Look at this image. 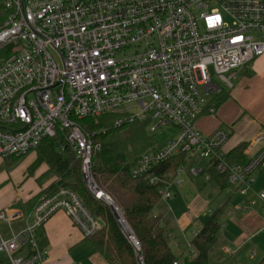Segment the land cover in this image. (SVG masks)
I'll list each match as a JSON object with an SVG mask.
<instances>
[{"label":"built area","instance_id":"obj_1","mask_svg":"<svg viewBox=\"0 0 264 264\" xmlns=\"http://www.w3.org/2000/svg\"><path fill=\"white\" fill-rule=\"evenodd\" d=\"M0 15V159L65 133L86 187L112 208L137 264H146L142 243L97 179L93 156L102 143L80 119L117 114V125L146 123L147 133L174 126L177 135L163 145L153 141L130 169L156 185L160 199L174 197L186 179L209 181L212 169L227 175L230 196L252 189L264 154L231 163L224 150L230 129L205 133L198 121L216 113L225 94L214 77L231 90L243 68L264 55V0H3ZM182 154L185 161L167 178L160 169ZM59 211L85 237L100 226L69 187L39 196L30 213L7 208L0 211L4 264H45L49 249L38 232Z\"/></svg>","mask_w":264,"mask_h":264},{"label":"trees","instance_id":"obj_2","mask_svg":"<svg viewBox=\"0 0 264 264\" xmlns=\"http://www.w3.org/2000/svg\"><path fill=\"white\" fill-rule=\"evenodd\" d=\"M226 98L227 93L223 94L219 101ZM116 117L117 114L106 113L98 118L80 119L78 123L85 131L94 134L95 141L102 143V148L93 156V170L141 241L146 264H209L210 253L218 242L223 219L233 196L228 197L221 207L213 212L207 223L193 237L192 244L197 255L193 259H182L180 255H176L169 243V234L174 230L171 214L154 215L157 203L161 200L158 187L151 185L144 178H134L130 173L138 156L154 144L146 131V123L125 122L117 125ZM93 123H97L98 127H93ZM244 148L245 144H242L228 151L227 159L231 163L245 164L247 159L243 154ZM36 150L42 162L53 168L57 180L33 197L31 206L33 207L38 197L43 194L55 193L61 187L72 188L79 194L89 212L100 222L96 233L85 237L86 240H92L96 250L101 252L110 264H136L133 249L122 233L112 208L104 201L96 199L86 187L81 160L67 144L65 133L57 132L55 136L45 138ZM15 158L11 156L6 159ZM184 161V154L174 157L165 163L160 171L166 172V177L171 178ZM191 180L197 190L202 193L204 191L211 200L212 192L208 190L222 194L227 187V175H222L215 169L211 170V179L207 182L196 178ZM40 230V244L47 246ZM4 263L5 258L0 255V264Z\"/></svg>","mask_w":264,"mask_h":264},{"label":"crops","instance_id":"obj_3","mask_svg":"<svg viewBox=\"0 0 264 264\" xmlns=\"http://www.w3.org/2000/svg\"><path fill=\"white\" fill-rule=\"evenodd\" d=\"M242 72L238 84H235L234 88L227 93L229 96L219 101L221 105L217 106L216 113L202 116L198 121V127L205 133H210L219 127L230 129V137L224 150L228 152L245 144L243 154L248 160L260 158L264 154V137L256 145H251L258 136L264 134V55L256 58L252 65ZM251 85L254 87H250ZM263 189L264 159L255 171V182L252 189L246 195L235 194L231 198L228 212L223 219L222 226L225 234L239 246L246 245L250 241L264 244V199L259 197ZM224 194L225 192L221 195ZM209 200L212 203L214 199L209 198ZM212 212L210 210L211 215ZM227 214L230 215L227 217ZM192 219L194 222L197 218L189 215L181 221V228L184 231L183 238L175 233V229L173 230L174 236L169 238V242L179 250L177 253L181 254L182 258H190L187 255L188 252L192 253V249L196 253L195 256L197 255L194 247L187 246V241L194 237L193 232L190 235L187 233ZM40 233L47 241L49 249L45 264H69L71 249L86 240L82 230L65 211H59L49 219L41 228ZM251 255L255 256V250Z\"/></svg>","mask_w":264,"mask_h":264},{"label":"rangeland","instance_id":"obj_4","mask_svg":"<svg viewBox=\"0 0 264 264\" xmlns=\"http://www.w3.org/2000/svg\"><path fill=\"white\" fill-rule=\"evenodd\" d=\"M1 2H3V0H0V4ZM252 62L246 65L243 70L249 68ZM242 71L240 74L243 73ZM214 79L225 89V93L232 90L228 89L217 77H214ZM240 79L241 77L239 76L235 81L236 85ZM250 87L254 86L251 85ZM228 96L229 94H227V97ZM220 105L221 102H218L217 106ZM92 125L93 127H98L97 123H93ZM148 135L152 137V140L158 145H163L173 135H177V129L174 126L164 125L159 127L155 133H150L148 131ZM14 157L16 158L12 160L6 158L3 160L0 159V211L12 207V209H22L24 213H30L32 210V198L44 188L54 183L57 180V176L50 165L42 162L38 150ZM208 192H212L211 195L214 198L212 203L208 198L209 196L203 194L205 193L204 191L203 193L199 192L193 181L186 179L184 185L176 191L178 195L168 200L161 199L157 203L156 211L163 216L171 214L172 227H174L175 222H177L174 231L178 236L183 238L184 231L181 228V221L186 216L192 215L197 218L194 222L192 219V223L188 228L187 233L190 235L191 232L201 228L207 223L211 217L210 210H214L215 213L230 196L228 193L222 196L216 193L215 190H208ZM121 212L123 213L122 210ZM229 215L230 214H227V217ZM0 227L6 234L7 230L1 223ZM221 230L222 233L219 235L218 242L214 250L210 253L209 264H264V262H262L264 260V244L261 245V243L257 244L256 241H250L246 245L239 246L231 240V237L225 234L223 226ZM170 246L173 252L176 255H180L182 258V255L177 253L179 250L173 247L172 243H170ZM254 250L255 256H252L251 254ZM195 254V251L192 249V253L188 252L187 256L193 259ZM134 260L137 264L135 255ZM68 261H70L69 264H109L104 256L98 253L92 240H85L74 246L70 251V259Z\"/></svg>","mask_w":264,"mask_h":264}]
</instances>
